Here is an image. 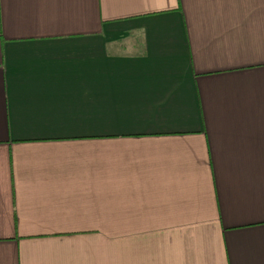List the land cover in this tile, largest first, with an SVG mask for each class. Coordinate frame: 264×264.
<instances>
[{
    "label": "crops",
    "instance_id": "0c3cea01",
    "mask_svg": "<svg viewBox=\"0 0 264 264\" xmlns=\"http://www.w3.org/2000/svg\"><path fill=\"white\" fill-rule=\"evenodd\" d=\"M0 264H264V0H0Z\"/></svg>",
    "mask_w": 264,
    "mask_h": 264
}]
</instances>
